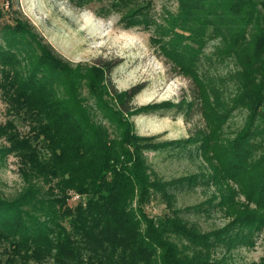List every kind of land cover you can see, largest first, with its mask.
Listing matches in <instances>:
<instances>
[{"label":"trees","instance_id":"obj_1","mask_svg":"<svg viewBox=\"0 0 264 264\" xmlns=\"http://www.w3.org/2000/svg\"><path fill=\"white\" fill-rule=\"evenodd\" d=\"M69 1L84 8L97 0ZM100 10L120 13L126 28H154L153 43L199 87L210 130L186 141L140 135L135 116L177 105H136L143 84L119 91L109 79L116 64H71L27 19L2 21L0 3V91L11 116L0 124L8 144L0 152L18 157L25 180L17 194L0 193L4 264H234L217 258L219 248L251 246L264 228V0H178L162 20L140 0H111ZM204 60L234 62L229 95L225 78L207 73ZM237 109L248 111L243 127L223 136ZM198 141L209 174H155L146 152ZM200 180L220 189L213 200L229 216L223 227L203 230L186 216L198 205L176 206L178 192ZM232 182L246 201L236 200ZM155 198L168 213L146 212Z\"/></svg>","mask_w":264,"mask_h":264},{"label":"rangeland","instance_id":"obj_2","mask_svg":"<svg viewBox=\"0 0 264 264\" xmlns=\"http://www.w3.org/2000/svg\"><path fill=\"white\" fill-rule=\"evenodd\" d=\"M110 1L97 0L84 8L76 7L69 0H0V3L5 9L2 21L13 22L15 16L27 19L44 41L71 64H116L109 73V79L119 91L143 84V90L134 98L136 105L166 101L177 105L135 116L133 119L140 135H154L158 141H186L209 132L210 126L198 97L197 84L191 77L181 73L153 43L154 28H126L121 22L120 13L113 12L106 14L107 16L99 14L101 7L108 5ZM140 4L149 10L153 19L160 20L168 12H176L178 8V0H140ZM106 11L108 10L103 13ZM215 42L211 41L206 47L209 57H212ZM217 62L212 64L209 60H204L203 69L211 76L225 78L221 87L226 88V94L229 95L233 83L227 79L235 69V64L230 60L225 63ZM219 83L221 85L220 81ZM247 115L246 109L233 111L224 125V131L222 130L223 136L235 137L243 127ZM9 118L11 116L7 113L0 91V124ZM17 125L23 134L29 131L27 123L18 120ZM200 143L187 142L183 147L172 145L163 150L148 151L146 155L155 174L166 180L194 174L203 178L202 175L209 174L211 169L209 160L199 148ZM5 145H8L6 140L0 139V150ZM19 167L17 156L2 155L0 152L1 194L12 196L25 185ZM231 185L236 189V200L246 201L238 184L232 182ZM219 195L218 186L205 184L200 180L194 186H187L185 190L178 192L176 206L187 210V207L195 208L198 205L197 209L190 212L187 210L189 214L186 216L197 222L203 230L223 227L229 221V216L218 206V199L213 200L215 197L219 198ZM146 212L150 216H161L168 213L169 208L162 198H155L146 205ZM222 256L234 264H264V228L254 235L251 246H238L231 252L220 247L217 258ZM6 258L7 255L0 246V264H4Z\"/></svg>","mask_w":264,"mask_h":264},{"label":"built area","instance_id":"obj_3","mask_svg":"<svg viewBox=\"0 0 264 264\" xmlns=\"http://www.w3.org/2000/svg\"><path fill=\"white\" fill-rule=\"evenodd\" d=\"M78 198H79V195H75V196H74V199H78Z\"/></svg>","mask_w":264,"mask_h":264}]
</instances>
